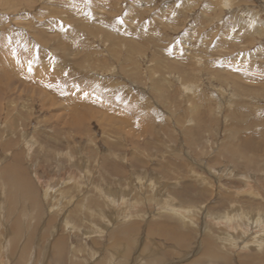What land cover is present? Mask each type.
Wrapping results in <instances>:
<instances>
[{
  "label": "rangeland",
  "instance_id": "1",
  "mask_svg": "<svg viewBox=\"0 0 264 264\" xmlns=\"http://www.w3.org/2000/svg\"><path fill=\"white\" fill-rule=\"evenodd\" d=\"M0 264H264V0H0Z\"/></svg>",
  "mask_w": 264,
  "mask_h": 264
},
{
  "label": "bare ground",
  "instance_id": "2",
  "mask_svg": "<svg viewBox=\"0 0 264 264\" xmlns=\"http://www.w3.org/2000/svg\"><path fill=\"white\" fill-rule=\"evenodd\" d=\"M226 218H227V217H226ZM233 219H234V218H233ZM226 220H228V219H226ZM229 221H231V220H229ZM247 228H248V229H250L251 227H250V228H249V227H247ZM259 235H260V234H259ZM211 249H212V248H211ZM256 261H258V260H256Z\"/></svg>",
  "mask_w": 264,
  "mask_h": 264
}]
</instances>
